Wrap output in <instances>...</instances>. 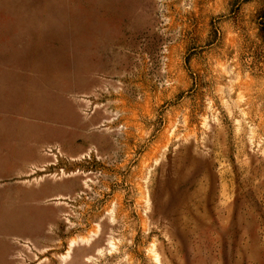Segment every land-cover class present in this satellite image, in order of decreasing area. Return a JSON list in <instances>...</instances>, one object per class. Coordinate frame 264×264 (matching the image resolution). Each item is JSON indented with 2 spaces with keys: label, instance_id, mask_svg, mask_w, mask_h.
Masks as SVG:
<instances>
[{
  "label": "rangeland",
  "instance_id": "374dc122",
  "mask_svg": "<svg viewBox=\"0 0 264 264\" xmlns=\"http://www.w3.org/2000/svg\"><path fill=\"white\" fill-rule=\"evenodd\" d=\"M0 264H264V0H0Z\"/></svg>",
  "mask_w": 264,
  "mask_h": 264
}]
</instances>
